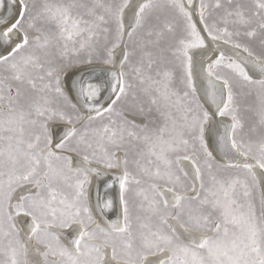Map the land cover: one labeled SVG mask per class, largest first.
I'll return each mask as SVG.
<instances>
[{
  "label": "snow or ice",
  "instance_id": "1",
  "mask_svg": "<svg viewBox=\"0 0 264 264\" xmlns=\"http://www.w3.org/2000/svg\"><path fill=\"white\" fill-rule=\"evenodd\" d=\"M0 264H264V0H0Z\"/></svg>",
  "mask_w": 264,
  "mask_h": 264
}]
</instances>
